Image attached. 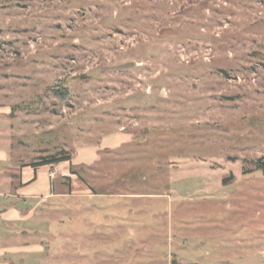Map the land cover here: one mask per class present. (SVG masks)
Here are the masks:
<instances>
[{
	"label": "rangeland",
	"instance_id": "obj_1",
	"mask_svg": "<svg viewBox=\"0 0 264 264\" xmlns=\"http://www.w3.org/2000/svg\"><path fill=\"white\" fill-rule=\"evenodd\" d=\"M0 106V264H264V0H0Z\"/></svg>",
	"mask_w": 264,
	"mask_h": 264
},
{
	"label": "crops",
	"instance_id": "obj_2",
	"mask_svg": "<svg viewBox=\"0 0 264 264\" xmlns=\"http://www.w3.org/2000/svg\"><path fill=\"white\" fill-rule=\"evenodd\" d=\"M4 113L5 111L0 106V200L2 199L8 208L2 209L3 205L0 203V219L3 218L2 216L7 215L8 212L11 213L12 208H16V206L18 207L17 209L19 213L22 214V216L27 215L30 210L33 212L35 209L33 207L35 203L31 204L28 201L29 199H40L41 201H44L49 197H53L59 193L54 192L52 190V185L49 186L45 180L41 182L42 177L45 174L49 178L48 170L54 164L49 165L48 168L44 166L34 167L32 164L37 162H32L12 170L11 144L2 129V122L4 123ZM2 145H4V148ZM81 162L86 163L87 161L81 160ZM54 175L53 177H55ZM52 178H50V181Z\"/></svg>",
	"mask_w": 264,
	"mask_h": 264
},
{
	"label": "trees",
	"instance_id": "obj_3",
	"mask_svg": "<svg viewBox=\"0 0 264 264\" xmlns=\"http://www.w3.org/2000/svg\"><path fill=\"white\" fill-rule=\"evenodd\" d=\"M55 94L57 97L59 98H64L66 96V88H56L55 89ZM70 158L68 156H65L63 150L59 151L57 154H52V155H48L46 158L44 157L41 161L37 162V163H33L32 165H38V164H54L57 163L59 161H63V160H69ZM258 169L264 170V160H262L261 162L259 161V164L257 166Z\"/></svg>",
	"mask_w": 264,
	"mask_h": 264
},
{
	"label": "built area",
	"instance_id": "obj_4",
	"mask_svg": "<svg viewBox=\"0 0 264 264\" xmlns=\"http://www.w3.org/2000/svg\"><path fill=\"white\" fill-rule=\"evenodd\" d=\"M53 175H54V174H53L52 172H51V173H49V176H50V177H53Z\"/></svg>",
	"mask_w": 264,
	"mask_h": 264
},
{
	"label": "water",
	"instance_id": "obj_5",
	"mask_svg": "<svg viewBox=\"0 0 264 264\" xmlns=\"http://www.w3.org/2000/svg\"><path fill=\"white\" fill-rule=\"evenodd\" d=\"M22 208H23V206H22Z\"/></svg>",
	"mask_w": 264,
	"mask_h": 264
}]
</instances>
